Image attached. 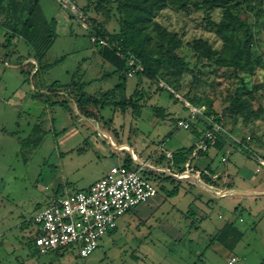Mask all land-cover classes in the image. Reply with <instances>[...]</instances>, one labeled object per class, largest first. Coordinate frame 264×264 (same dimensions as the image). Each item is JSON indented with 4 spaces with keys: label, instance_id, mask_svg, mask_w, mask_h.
I'll return each instance as SVG.
<instances>
[{
    "label": "rangeland",
    "instance_id": "1",
    "mask_svg": "<svg viewBox=\"0 0 264 264\" xmlns=\"http://www.w3.org/2000/svg\"><path fill=\"white\" fill-rule=\"evenodd\" d=\"M193 3L185 10L168 6L155 17L169 32L182 36L183 45L178 54L186 62L187 72L176 81L171 77L153 81L137 78V71L133 70L130 72L133 77L128 74L125 91L116 100H128L143 92L145 97L139 109L124 112L120 107L91 106L87 110L92 116L87 118L78 111L75 94L55 98L58 102L70 99L72 113L51 106L50 101L46 104L42 96L52 90L54 83L63 89L71 87L73 81L86 83L85 93L98 99L116 87L120 75L109 76L115 69L91 43L89 30L99 25L107 34H118L121 0H79L84 15L81 23L61 10L57 0H41L47 19L63 15L69 16L71 23L57 31L58 38L43 65L57 64L38 74L37 66L30 73L31 48L18 37L10 46L4 44L6 30L0 26V264H229L233 256L239 258L236 264H264V220L259 224V219L250 215L251 211L256 216L263 212L260 206L264 199L257 203L241 201L243 207L249 204L252 210L246 207L248 211L237 214L238 197L220 199L211 210L212 221L205 224L209 231L191 229L182 212L193 204V195L182 189L178 197H167L160 191V179L149 172L144 176L158 188L159 198L137 208V214L121 218L117 230L105 237L89 257L82 258L77 250L60 255H34L28 244L33 224H26L47 208L57 193L64 196L82 190L112 166L124 165L125 160L131 159L136 166L128 147L153 166L156 155L162 157L169 150L194 145L197 139L192 131L175 128L177 120L188 118L190 113L184 106L194 105L191 100L201 112L208 113L212 107L216 113H225V131L264 159V3L241 0L237 9L256 35L251 58L253 70L238 75L227 62L199 60L191 48L193 41L203 39L214 49L223 50L222 40L208 26V16L218 23L223 11H198ZM238 34L242 37L241 32ZM150 35L153 38L150 52L157 57L159 42L153 28ZM166 79L171 83H166ZM238 98L250 104L254 111L261 109L263 116L247 123L241 114L226 113ZM154 107L165 109L164 119L155 115ZM43 112L47 118L39 120ZM37 121L48 131L44 142L37 148L23 146ZM65 129H69L66 135ZM111 140L126 149H116ZM237 156L232 158L233 163ZM254 176L256 183L264 185V173ZM162 197L167 198L166 204L161 203ZM241 218L244 223L240 222ZM254 220L258 222L256 226ZM227 221H235L245 231L240 247L235 251L234 247L216 243L207 249L218 232L210 229Z\"/></svg>",
    "mask_w": 264,
    "mask_h": 264
},
{
    "label": "trees",
    "instance_id": "2",
    "mask_svg": "<svg viewBox=\"0 0 264 264\" xmlns=\"http://www.w3.org/2000/svg\"><path fill=\"white\" fill-rule=\"evenodd\" d=\"M108 2L110 0H101ZM198 11L206 13L216 10L223 11V17L220 22H215L208 16V26L214 29L216 34L223 42V50H217L203 39L193 41L191 48L198 56L199 60L213 61L218 59L220 62H227L235 70L238 75L253 70L251 58L253 55V47L256 41V35L252 27L242 20L237 9L241 4V0H121L118 10L121 12V30L118 34H107L102 28L93 26L99 36L107 41V46L95 45L99 49V53L103 60L114 67L115 71L110 73L120 75L118 85L98 99L85 93L86 84H77L75 81L71 87L60 88L54 83L49 93L63 92L68 97L75 94L77 96L76 105L78 111L86 118L92 115L87 110L91 106H99L101 109L114 106L120 107L122 111L139 109V104L145 97V94L136 93L128 100L117 102L118 96L124 91V84L128 79L131 71H137V78L146 77L153 81L160 78L171 77L174 81L183 76L187 72L186 62L179 56L178 50L183 45V38L177 33L169 32L165 27L155 21L156 15L168 8V6L178 7L182 10L187 9L191 4ZM261 4L264 0H260ZM56 21H48L41 7V0H0V26L6 30L5 44L10 46L18 37L23 40L27 46L31 48L30 60H34L36 65L29 63L30 73L34 67L38 66L36 74L44 68L53 67L52 65H43V61L47 59L49 51L53 48L57 40ZM153 28L157 33L159 42V55L154 57L150 52V46L153 38L150 35V29ZM242 33V37L238 33ZM29 73V74H30ZM161 81V80H160ZM166 83H171L170 79H166ZM63 90V91H62ZM158 90L164 92L162 87L158 86ZM141 95V97H140ZM172 96V95H171ZM139 97V98H138ZM70 99L60 102L50 103L51 106H60L66 112H71ZM196 106V102L191 100ZM48 104V101H46ZM187 110L188 107L184 106ZM154 113L157 117L165 118V109L154 107ZM72 113V112H71ZM206 117L213 120L223 127L226 119L225 113L219 114L211 107L208 113L202 112ZM226 113L232 115L241 114L244 116L245 122L249 123L263 116V111L259 109L254 111L251 105L240 98L235 99L226 109ZM102 119V118H101ZM202 126V131H199ZM205 124L200 121L199 124H193L191 131L196 138H201L206 133ZM224 128V127H223ZM65 132V131H64ZM48 131L44 130L40 124H36L32 129L31 135L23 146L39 147L45 140ZM224 141L218 140L216 147L221 148ZM196 150L195 146L188 149H181L174 153L172 163L183 172L184 165L188 161L189 156ZM133 161L125 164L128 168H132ZM168 180H173L167 177ZM177 189L168 193L169 197L177 194ZM31 226V222L28 223ZM243 238V234L238 231L233 224L227 225L222 231L212 239L210 245L220 243L226 246L234 247ZM28 244L33 247V240L28 239ZM37 255V252H35ZM61 253L57 252V255Z\"/></svg>",
    "mask_w": 264,
    "mask_h": 264
},
{
    "label": "built area",
    "instance_id": "3",
    "mask_svg": "<svg viewBox=\"0 0 264 264\" xmlns=\"http://www.w3.org/2000/svg\"><path fill=\"white\" fill-rule=\"evenodd\" d=\"M75 21L82 22L84 15L79 8V0H57ZM92 44L107 46V41L99 36L95 29L89 30ZM133 77V74H129ZM189 116L176 122L177 130H191L193 124L202 121L206 133L201 138L200 144L193 152L194 155L207 153L214 147L218 140L224 141L234 150H239L256 160L264 168V160L255 155L241 142H237L217 124L213 118L206 117L199 109L186 105ZM167 158H173L167 153ZM136 160V166L128 168L125 165L114 166L99 181L89 189L68 192L57 197L51 206L39 211L33 218V247L40 256L51 253L77 250L82 258L93 254L102 243L103 239L113 233L118 222L124 216L135 211L140 206L148 203L158 195V188L144 176L149 172L157 179L166 177L182 178L189 180L193 177L190 164L185 171L177 172L170 169L166 171L154 168L149 162ZM136 167V168H134ZM237 258H232L229 264H236Z\"/></svg>",
    "mask_w": 264,
    "mask_h": 264
},
{
    "label": "crops",
    "instance_id": "4",
    "mask_svg": "<svg viewBox=\"0 0 264 264\" xmlns=\"http://www.w3.org/2000/svg\"><path fill=\"white\" fill-rule=\"evenodd\" d=\"M60 8H61V10H65L61 6H60ZM42 10H43V8H42ZM45 18H46V16H45ZM47 20L48 21H52V20L56 21V23H57L56 32L58 30H60L62 26H67V24L69 25L71 23L70 17L69 16L64 17L63 15H62V17H60L58 15L56 17H53V18L47 19ZM69 31H71V28ZM57 35H58V33H57ZM47 59H48V56H47ZM47 59H45L43 61V64L46 62ZM29 63L36 65V62L34 60H30ZM50 65H52V64H50ZM44 66H46V65H44ZM37 68H38V66H37ZM86 86H87V84H86ZM52 95L55 97H52ZM56 96L66 97V96H64L63 92L49 93V91L45 92L42 97L43 98L45 97L44 98L45 102L50 101V103L52 104V103L57 102L55 100V98H57ZM0 97H1V94H0ZM37 97L38 96H36V98ZM47 109H49V108H47ZM45 114L46 113L43 112L39 116V120L41 117L47 118V117H45ZM50 117H52V115H50ZM183 119H185V118H183ZM53 120H54V118H53ZM38 121L35 123L39 124ZM70 123H72V125L74 127L75 121L73 122V120H72ZM202 128H203L202 126H199V131H202ZM68 130L69 129H65L64 130L65 132L63 131L64 135H66ZM103 136H105V135L103 134ZM201 138L200 139L196 138L197 139L196 143L192 146L197 147L200 144ZM111 143L116 149H119V150H125L126 149V147H124V146H121V145H120L121 147L118 146L113 140H111ZM60 144H63L62 140L60 141ZM128 149L130 151H132L134 158H136L142 162L146 161V160H142L143 159V158H141L142 156H140V158H139V155L134 153L132 148L128 147ZM181 149L169 150L166 152V154L170 153L173 156L174 153L179 152V150H181ZM212 151L214 152V154H212ZM237 152H240L243 157L241 156V154H239ZM166 154H165V156H162V157L161 156L158 157V155H156V157L153 158L152 165H154V168L158 167L162 171H166L167 169L171 168L174 171L180 172L178 170V167L174 166V164L172 163V159L167 158ZM234 154H236L238 156L236 157L237 160L233 163L232 158L236 156ZM221 155H223V156H221ZM145 159L148 160L149 158H145ZM127 162H128V160L127 161L125 160V164ZM188 163L190 164V169L192 171L193 177L189 180H185V179L178 178V177H176V178L171 177L173 180H168L166 177V178L160 180L162 183L160 191H162L165 195H167V197H169L168 193H171L177 189V191H178L177 194L174 197H169L172 199L178 197L182 189L185 190L186 194L190 193L193 195V198H194V201L192 202L193 204L189 207V209L187 211L182 212V215L186 217V218L185 217L184 218L190 222V228L191 229L195 228L196 230H200V231L201 230L202 231H209L208 229L205 228L206 227L205 224L212 221V218H211V212L212 211L211 210L214 209V206L220 201V199L232 198V197L237 198L238 197L240 200L236 202V205H238V207L235 209V214L240 213V212L242 213L245 210L248 211V209L252 210L249 204L248 205L246 204V207L248 209L246 207H243L244 205L242 204L241 201L249 202L247 200H250L253 203H257V202L262 201L264 199V185L261 182L256 183L257 179L254 176V175H260V174L264 173V168L262 166H260L256 160L252 159L250 155H247L246 153H243L239 150H234L229 145H227L226 143H224V145L221 146V148L216 147V145L214 147H211L207 153H199L198 155H194L192 153L189 156L188 161L184 165L183 172L185 171L186 165ZM231 163H233V165ZM248 163H250V165ZM221 165L224 167L220 168ZM251 165H253L255 167H253ZM117 166H121V165H117ZM112 167H114V166H112ZM108 172L109 171L105 172L102 175V177L93 181L88 187H86L82 190L89 189L94 183L101 180ZM159 196H160V192H158V195L154 199H152L148 203H146L144 206L149 205L153 200L158 199ZM57 197H59V193L56 194V196L53 198V200L51 201L49 206L52 205V203L54 202V200ZM166 202H167V198L162 197L161 203L166 204ZM161 203H159V204H161ZM195 203H196V205L193 208V205ZM260 207H262L263 212L260 213L258 216L254 215L252 213V211L250 213V215L253 216L256 220L259 219V221H258L259 224H261L262 221L264 220V204L262 202H261ZM138 209L131 212L128 215L137 214ZM240 216H242V214ZM240 222L244 223V220L241 218ZM258 222H256L254 220L253 226H256ZM229 224H233L234 227L243 234V238L238 242V244L234 248L236 251L243 242V239L245 237V231L240 229V227H238L236 225L235 221L234 222L227 221L226 223L224 222L219 226L215 225V227H213V225H214L213 224L211 226V228L212 227L213 228L210 229V231H218V232L222 231ZM26 226H28V223L26 224ZM218 232L215 235L211 234L209 236L214 235L212 237V238H214L218 234ZM113 233H111V234H113ZM29 239H31V238H29ZM211 241H212V239L210 240V243H209L207 249H210L213 246V245H210ZM33 250H34L33 254L36 255L35 252H37V251L34 248H33ZM51 254H53V253H51ZM51 254H49V255H51ZM54 254H57V253H54ZM37 255H39L38 252H37ZM46 256H48V255H46ZM232 258H237L239 261V258L237 256H233L229 259V263H230Z\"/></svg>",
    "mask_w": 264,
    "mask_h": 264
}]
</instances>
